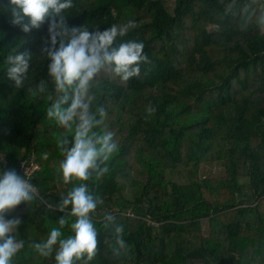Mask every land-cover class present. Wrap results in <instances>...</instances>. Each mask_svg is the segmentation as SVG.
<instances>
[{
	"label": "trees",
	"instance_id": "trees-1",
	"mask_svg": "<svg viewBox=\"0 0 264 264\" xmlns=\"http://www.w3.org/2000/svg\"><path fill=\"white\" fill-rule=\"evenodd\" d=\"M73 4L69 27L105 30L134 20L138 26L118 43L142 42L152 62L127 82L102 74L93 89L107 113L101 128L115 133L119 147L109 172L87 182L102 200L92 213L98 252L88 264H264V0ZM11 21L9 0H0V172L21 175L18 162L33 156L32 182L42 198L6 216L22 221L15 235L24 248L13 264H55V253L44 258L31 247L59 227L70 209L56 204L73 186L58 173L63 157L55 137L62 129L46 119L51 102L31 94L40 80L53 90L50 61L40 51L47 24L26 33ZM22 52L33 59L17 89L7 57ZM209 163L223 173L200 176ZM105 213L116 217L107 227ZM119 224L125 249L116 244ZM62 232L71 234L68 226Z\"/></svg>",
	"mask_w": 264,
	"mask_h": 264
},
{
	"label": "clouds",
	"instance_id": "clouds-1",
	"mask_svg": "<svg viewBox=\"0 0 264 264\" xmlns=\"http://www.w3.org/2000/svg\"><path fill=\"white\" fill-rule=\"evenodd\" d=\"M9 7L11 22L26 33L47 24L40 51L50 61L47 76L53 90L50 92L48 82L40 80L31 94L46 96L51 102L45 109L46 119L54 120L62 129L55 137L63 157L58 173L65 184L73 185L56 204L55 208L61 212L70 209L66 216L58 219L59 227L52 228L46 240L33 243L31 247L44 258L55 253V264H75L80 260L88 264L98 252L99 233L92 213L102 200L90 190L87 182L100 181L109 172L107 162L119 147L115 133L101 128L107 113L103 107L96 106L93 89L98 87L102 74L127 82L140 75L142 64L152 62L144 53L142 42L118 43V38L138 26L134 20L112 24L105 30H89L85 25L68 26L66 15L74 7L73 0H9ZM261 22H264V13ZM32 59L29 52L7 57V75L15 88L24 87ZM145 111L151 116L156 109L149 105ZM37 199L42 198L27 174L21 176L15 169L0 172V264H13V258L24 248V241L15 235L21 218L6 216L21 203L29 205ZM70 217L74 220L69 224ZM103 219L107 227L116 217L105 213ZM65 226L70 228L71 234L62 238ZM115 232L118 249H125L124 226L117 225ZM116 254L119 255L118 250Z\"/></svg>",
	"mask_w": 264,
	"mask_h": 264
},
{
	"label": "built area",
	"instance_id": "built-area-1",
	"mask_svg": "<svg viewBox=\"0 0 264 264\" xmlns=\"http://www.w3.org/2000/svg\"><path fill=\"white\" fill-rule=\"evenodd\" d=\"M0 162H4V155L2 154L1 151H0ZM17 167H18V170L21 176H24V174H27V176L30 177V181L32 182V175L35 172V170L38 168V164L35 158L33 156H28L26 158H23L18 162ZM35 187L38 191V187L36 185Z\"/></svg>",
	"mask_w": 264,
	"mask_h": 264
},
{
	"label": "rangeland",
	"instance_id": "rangeland-1",
	"mask_svg": "<svg viewBox=\"0 0 264 264\" xmlns=\"http://www.w3.org/2000/svg\"><path fill=\"white\" fill-rule=\"evenodd\" d=\"M223 171L224 170L221 167V165L217 163H209V164L202 165L199 168V175L200 176H217V175H221ZM203 227L205 228L204 225Z\"/></svg>",
	"mask_w": 264,
	"mask_h": 264
}]
</instances>
